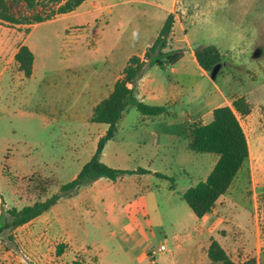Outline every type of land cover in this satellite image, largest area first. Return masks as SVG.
I'll return each mask as SVG.
<instances>
[{
  "label": "rangeland",
  "instance_id": "1",
  "mask_svg": "<svg viewBox=\"0 0 264 264\" xmlns=\"http://www.w3.org/2000/svg\"><path fill=\"white\" fill-rule=\"evenodd\" d=\"M170 1L87 0L78 8L79 13L87 10L86 14L38 24L29 39L37 58L29 79L15 68L14 59L9 62L10 56L4 51L10 40L14 44L12 53L15 51L18 42L27 37V26L0 21V224L9 209L28 204L29 176L51 178L59 186L73 180L90 160L106 125L90 121L92 109L85 104L89 82L113 62L118 67L128 54L141 51L159 28L160 20L150 21L148 15L156 17L158 7H167ZM209 5L206 0H191L184 5L185 12L178 14L192 15L186 25L191 47L214 45L223 60L215 72H210L213 81L194 70L189 45L180 43L187 50L183 64L194 81L185 87H194V91L200 87L202 91L195 104L183 110L176 108L184 119L205 115L204 121H210L212 117L204 113L219 103L214 82L226 90L225 80L241 78L242 92L261 85L251 113L239 116L250 144L249 159L226 193L228 206L217 210L212 219L215 229L204 241L206 251L208 242L219 239L230 259L238 264L246 255L248 259L259 256L264 246V68L254 70L247 64L252 63L250 51L241 58L239 67L230 63L231 45L240 37L247 38L249 32L246 27L243 33H237L236 24H247L251 17L240 13L241 8L235 5ZM13 9L31 14L23 5ZM260 37L264 46V34ZM152 66H156L155 61ZM149 78L153 86L179 89L169 68L152 67ZM144 117L129 105L116 126L114 139L106 143L103 162L131 173L118 175L115 181L102 178L97 185H83L62 197L36 221L32 228L34 243L14 229L1 230L2 241L30 261L28 254L34 248L61 261L51 264H71L74 253L79 254L82 264H184L188 255L190 261L195 260V232L200 222L182 195L206 178L213 158L218 156L190 151L187 139L175 127L154 130L143 124ZM154 124L157 126L158 121ZM141 168L159 174L150 177L138 173ZM57 191L58 187L52 190ZM150 193L155 195L157 213L148 204ZM138 213H147L154 220L148 240L123 226ZM219 220L222 222L218 225ZM60 242L69 247L63 258L53 252ZM160 245L166 250L158 252L154 261L148 254L141 255L147 246Z\"/></svg>",
  "mask_w": 264,
  "mask_h": 264
},
{
  "label": "trees",
  "instance_id": "2",
  "mask_svg": "<svg viewBox=\"0 0 264 264\" xmlns=\"http://www.w3.org/2000/svg\"><path fill=\"white\" fill-rule=\"evenodd\" d=\"M86 0H0V21L11 25L30 26L35 23L51 20L59 15L75 11ZM23 5L31 14L16 13L14 6ZM46 11H49L46 13ZM46 13V14H45ZM174 25V15L169 14L153 44L146 50L144 59L132 56L124 68L123 77L118 80L112 93L103 99L93 110L91 122L106 124L108 129L100 137L95 153L85 163L77 176L65 184L59 185L51 178L32 174L27 178L26 197L28 204L21 209L11 208L3 217L0 231L15 229L22 226L53 207L62 197L76 192L83 185L91 184L100 178L115 181L118 175L131 173L109 167L101 160L105 144L113 140L116 126L129 105L146 116H159L167 112L166 106L149 105L136 98L134 88L128 85L142 77L146 68L152 63L163 68L164 65L174 66L182 58V51L164 52L168 48V40ZM29 27L26 28L27 33ZM199 66L206 72H213L222 62L223 54L214 46L201 47L195 51ZM19 70L29 79L33 73L34 54L22 45L14 57ZM251 104L245 97L236 98L232 106L217 107L212 111V119L205 122L198 118L186 123L187 147L195 153H211L218 160L208 177L196 186L189 188L182 195L196 218L212 213L219 198L225 195L250 156L249 144L239 116L251 113ZM58 187L57 192L52 190ZM64 245L57 246V253L64 251ZM208 258L212 264H235L221 244L212 239L208 247ZM71 264H82L73 261ZM239 264H257L251 258Z\"/></svg>",
  "mask_w": 264,
  "mask_h": 264
},
{
  "label": "crops",
  "instance_id": "3",
  "mask_svg": "<svg viewBox=\"0 0 264 264\" xmlns=\"http://www.w3.org/2000/svg\"><path fill=\"white\" fill-rule=\"evenodd\" d=\"M189 1H191V0H171L167 7L160 5L158 7L160 10V12L158 13L159 15H157L156 17L154 16V14L148 15V19L150 21H153L154 19L160 20L158 31L150 38L149 41H147L146 43L143 44L142 50L128 54L124 58V60L120 64V66H118V67L116 66L117 65L116 62H113L112 65L108 69H105L104 71L100 72L96 76L95 79H93L89 82V84H88V90H89L88 100L86 97L85 98V101H86L85 104L86 105L88 103L90 104L89 106L92 109V114H93L94 108L103 99L107 98L112 93L115 83L123 77V71H124V68L128 64L129 59L132 56L137 55L141 58V60H145L144 54H145L146 50L153 44L154 40L159 35V32H160L161 28L163 27L167 16L169 14H173L174 15V25L172 28V33H171L169 40H168V48L165 49L164 52H169V51L172 52L175 50H181L183 53L182 58L174 66L164 65L163 68H160L158 65H156V66L149 65L146 68L145 72L143 73L142 77L135 83V85H128V86L130 88H134L136 98L139 101H142V102L149 104V105L166 106L167 107V112L165 114H162L159 116L152 117V116H146V115L142 114L143 116H145L142 121L146 127H151L154 130H155V128L158 130H167V128H170L173 126V128L175 127L176 131L179 132L180 135L186 139V123L191 122L193 120L189 119V117H187L185 119L180 117L178 114L180 112H178V108H176V107H179V108H181V110H183V108L185 106H191V105L195 104L199 100V97H200L202 90L200 87H196L197 88L196 91L193 90L194 87H191V88L185 87V84H188L189 82L194 84V81L190 80V76L186 70L187 65L183 64L187 50L180 45L181 42L185 41L190 47L191 57H192L191 65L194 68V70L197 73H200L201 76H207L211 80H213V78L210 77V73L204 71L199 66V64L196 60V57H195V51L197 49H194L191 47L190 41H189L188 37L186 36V30H187L186 25H187V22L192 18V15L190 14V15H181L180 16L178 14L179 11H181L182 13L185 12L184 5ZM85 2H87V0L84 1L80 6H82ZM206 2L208 4H210L208 8H211V7L212 8H221V7H225L228 5H230V6L235 5L236 9L241 8L240 13H242L243 15H247V16L251 17L247 24L246 23L243 24L242 22H239L236 24L237 33H239V34L243 33L242 30L245 29L246 27L249 29V32L247 33V38L244 39L243 37H240L237 40H235L233 42V44L231 45V48L228 51L232 54V56L230 58V63L234 67H239L238 63L240 62L241 58H245L246 53L250 51L251 56H250L249 61H251L252 63L251 64L247 63V64L254 70H256V69L260 70V68H264V57L261 58L263 56V53H264V51H263L264 46L261 44V37H260L264 34V0H206ZM78 8L73 12L63 14V15H59V16L51 19V20H47L44 22L53 21V20H56L62 16H69V15L78 14L79 13ZM86 13H87V10L84 11V13L83 12L79 13V15L86 14ZM40 23H43V22H40ZM40 23H35L33 25L27 26V27H29V30L27 33L24 34L27 37H25L23 40L18 42L17 47L13 53H12V47L14 44H13L12 40H10L9 43H7V42L5 43L4 51H5V53L9 54V56H10L9 62L10 63H12V61L15 57V54L18 52L19 48L22 45H25L34 54V63H33V70H34L37 58H36V52L34 51L33 45H31L29 43V39L31 38V35H32L35 27ZM181 33L184 35V38H179V35ZM254 48H255V50H254ZM253 50H254V52H253ZM219 65L215 69H217L219 67ZM152 67H157V68H160L161 70H166L167 68H169L170 73H172V75L174 77L175 83H177L179 85V89L176 88L174 90L172 88H168V90H166L164 87L153 86L152 85L153 80H151L149 78ZM15 68L19 71V73L23 74V72L19 70V66H18V63L16 61H15ZM215 69H214V71H215ZM255 74H258V72H255ZM233 78H235V77H233ZM241 81H242L241 78H235V80H233V81H230V80L226 81L225 80V82L227 83L226 90H223L220 87V85H218L217 83L214 82V86L217 90V96L216 97H217V100L219 103L215 107H212L211 109H209L204 114H208L212 117V111L215 108L221 107V106H232L233 101L239 97H245L250 104H253V99L255 97V94L260 91L261 85L256 84V85L252 86V88L249 91L242 92ZM198 112H200V109H198ZM126 114H127V109L124 111V113L122 114V116H121V118L117 124H119V122L122 119H124ZM204 116L205 115H201V116L197 117V119L198 118L203 119ZM168 120L175 121V124H170ZM155 121H158L157 126L154 124ZM206 122H209V121H206ZM107 129H108V126L106 125V127H105L103 133L100 135V137L105 135ZM247 139H248V137H247ZM248 144H249V140H248ZM105 148H106V144H105L104 150L101 154V157H102L101 160L102 161H103V157L105 156ZM187 149H188V147H187ZM249 152H250V144H249ZM217 160H218V158L217 159L213 158V167L215 166ZM213 167H212V169H213ZM212 169H211V171H212ZM137 172L141 173V174H146L150 177H152V175H158L159 174L156 172L152 173L151 169H148V168L138 169ZM210 172L207 174L206 178L208 177ZM160 176H162V175H160ZM101 179L102 178L94 181L91 184L97 185L100 181H102ZM204 180H201V181H204ZM149 195H148V197H149L148 204H151V206L153 208H155L153 211L157 213V211H156L157 204H156L155 195L153 193H150ZM225 196H226V194L219 198V200L216 203V207L214 208L212 213H210L209 215L203 216L200 219L197 218V219H199L200 224L198 226H196L195 253H194V255L192 254L194 256L193 258H195V260L190 261L189 255H188L187 260L184 264H206V261L209 264L212 263L210 261V259L208 258V253H207L208 247H209L211 241L207 243L206 251L204 250L205 249L204 241H205L206 236L212 234L214 229H215V226L212 223V219H213V217L216 216L217 210L228 206V201L225 198ZM55 206H56V204L53 207H55ZM21 208H18V209H21ZM147 211L150 214L148 207H147ZM46 212H44V213H46ZM149 214L138 213L134 219L128 220V222L126 223V226L123 225L125 230H128L129 233H130V231L131 232H137V234L140 235L141 238L145 237V239L148 240V237H149L148 234H150V235L152 234V232H153L152 229L155 226L154 220L152 219V217H150ZM42 215L43 214H41L40 216L31 220L30 222H28L22 226L17 227L16 229H14V232L15 233L18 231L22 232L23 235L27 237V238H25L27 241H29L30 243H34V240L32 239V235H33L32 234V228L36 224V221L38 219H40V217ZM221 222H222V220H219L217 222V224L219 225ZM160 225L161 224H158L157 226L159 227ZM143 234H144V236H143ZM111 236H115V233L112 232ZM2 239H3V236L0 235V264H39V263L51 264L52 261L53 262L56 261L58 263H61V261L59 262V260L53 256L47 257L45 254H40L39 252H37L36 248H34V250H32V252L29 251L31 253L28 254L32 261L25 259L26 257L21 255V253H19L18 251L14 250L11 246H7V241L5 240L3 242ZM214 239L217 240L221 244V241L219 239H217V238H214ZM122 244H123V241H122ZM58 245H64L65 246L63 252L57 253V246ZM160 246H162V245H160ZM152 247H154V246H152ZM152 247L147 246L142 251L141 255H144V254L149 255V251ZM68 250H69V247L65 243L60 242V243L55 244L53 252H54V255L56 257L63 258L69 252ZM245 257L246 258L244 260H241L240 263H243V262L249 260L247 255ZM255 259L257 261V264H264V246H262V250L260 252V255L256 256ZM71 260H72L71 263L73 261H78V262L82 263V260L79 259L78 253H74L73 258ZM173 264H176V263H173Z\"/></svg>",
  "mask_w": 264,
  "mask_h": 264
},
{
  "label": "built area",
  "instance_id": "4",
  "mask_svg": "<svg viewBox=\"0 0 264 264\" xmlns=\"http://www.w3.org/2000/svg\"><path fill=\"white\" fill-rule=\"evenodd\" d=\"M166 250V247L164 245L159 246L158 248L152 247L149 251L150 258L154 261L156 259V255L158 252H163Z\"/></svg>",
  "mask_w": 264,
  "mask_h": 264
},
{
  "label": "water",
  "instance_id": "5",
  "mask_svg": "<svg viewBox=\"0 0 264 264\" xmlns=\"http://www.w3.org/2000/svg\"><path fill=\"white\" fill-rule=\"evenodd\" d=\"M215 72V71H214Z\"/></svg>",
  "mask_w": 264,
  "mask_h": 264
}]
</instances>
